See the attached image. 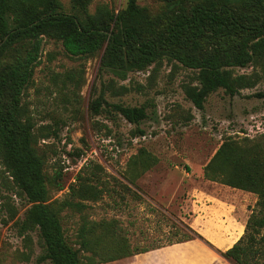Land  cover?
Segmentation results:
<instances>
[{"label": "rangeland", "instance_id": "obj_1", "mask_svg": "<svg viewBox=\"0 0 264 264\" xmlns=\"http://www.w3.org/2000/svg\"><path fill=\"white\" fill-rule=\"evenodd\" d=\"M60 2L64 11L73 10L71 0ZM136 2L152 14L164 8L161 0ZM102 4L117 11L125 0H89L87 10L93 13ZM102 52L71 57L59 40L43 36L20 101L23 116L33 124V146L44 160L48 202L58 212L68 244L79 249L81 264L217 263L220 250L207 242L169 243L191 228V217L181 206L182 175L203 166L224 138L264 134L263 97L256 96L264 94V59L227 67L234 92L220 87L198 109L184 93L185 86L196 84V70L163 57L119 80L98 73ZM111 80L114 89L105 91L106 101L144 105L147 117L139 124L129 123L110 105L90 113L92 86L98 90L101 82ZM139 155L148 157L149 167L132 183L128 165ZM81 185L96 195L82 192ZM251 195L249 206L256 201ZM73 201L84 206L77 210L68 204ZM29 205L0 159V264H51L38 259L43 252L38 229L25 223ZM82 219L111 221L129 250L161 246L122 257L102 255L94 246L81 248L77 230Z\"/></svg>", "mask_w": 264, "mask_h": 264}, {"label": "trees", "instance_id": "obj_2", "mask_svg": "<svg viewBox=\"0 0 264 264\" xmlns=\"http://www.w3.org/2000/svg\"><path fill=\"white\" fill-rule=\"evenodd\" d=\"M88 1L71 0L73 10L67 12L60 0H0V159L30 204L25 223L38 229L43 248L38 259L51 264L81 262L79 249L68 244L58 212L48 202L44 160L33 146V124L21 108V96L31 80L43 36L59 40L71 57L103 49L98 73L119 80L163 57L175 60L197 72L196 84L185 86L184 93L198 109L203 108L205 97L220 87L234 92L227 67L264 59V0H161L164 8L156 14L136 0H125L117 11L102 4L90 13ZM109 89H114L112 80L101 82L98 90L92 86L91 114L99 113L104 104L134 125L147 117L144 105L108 103L104 93ZM256 96L264 102V94ZM148 167L147 156L133 157L128 165V176H133L129 180L133 183ZM202 175L256 195L254 205H248L250 213L242 235L219 253L231 264H264V134L258 139L224 138L202 166ZM80 190L96 195L88 186L81 185ZM68 204L77 210L84 206L79 201ZM77 235L81 248L94 246L100 254L111 252L114 257L161 246L129 250L107 220L82 219ZM195 238L201 236L190 228L183 238L169 243ZM108 243L114 246H105Z\"/></svg>", "mask_w": 264, "mask_h": 264}, {"label": "crops", "instance_id": "obj_3", "mask_svg": "<svg viewBox=\"0 0 264 264\" xmlns=\"http://www.w3.org/2000/svg\"><path fill=\"white\" fill-rule=\"evenodd\" d=\"M183 179L186 180L183 182L186 190L181 206L191 217V228L201 236L195 239L207 242L220 251L229 248L244 231L250 213L248 204L254 199L252 193L205 179L202 165L192 169L188 175H182ZM220 258L218 262L231 264L224 257Z\"/></svg>", "mask_w": 264, "mask_h": 264}]
</instances>
